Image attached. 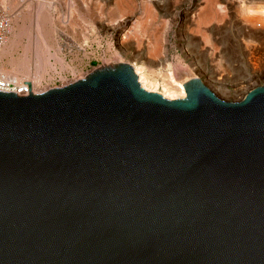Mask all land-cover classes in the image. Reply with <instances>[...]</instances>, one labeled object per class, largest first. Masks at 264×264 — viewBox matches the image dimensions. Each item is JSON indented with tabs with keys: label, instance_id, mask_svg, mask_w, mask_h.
I'll return each instance as SVG.
<instances>
[{
	"label": "water",
	"instance_id": "95a60500",
	"mask_svg": "<svg viewBox=\"0 0 264 264\" xmlns=\"http://www.w3.org/2000/svg\"><path fill=\"white\" fill-rule=\"evenodd\" d=\"M183 92L127 64L0 92V264H264V83Z\"/></svg>",
	"mask_w": 264,
	"mask_h": 264
},
{
	"label": "rangeland",
	"instance_id": "374dc122",
	"mask_svg": "<svg viewBox=\"0 0 264 264\" xmlns=\"http://www.w3.org/2000/svg\"><path fill=\"white\" fill-rule=\"evenodd\" d=\"M211 1L221 22L203 26L193 17L206 13L204 0H0L10 22L0 70L23 80L40 70L39 82L29 84L39 93L128 64L158 93L164 78L183 81L176 74L187 69L186 79L199 78L221 100L238 102L264 83V24L256 23L264 16L253 13L264 0ZM20 61L28 65L22 73L12 66Z\"/></svg>",
	"mask_w": 264,
	"mask_h": 264
},
{
	"label": "bare ground",
	"instance_id": "6f19581e",
	"mask_svg": "<svg viewBox=\"0 0 264 264\" xmlns=\"http://www.w3.org/2000/svg\"><path fill=\"white\" fill-rule=\"evenodd\" d=\"M205 1V3H207V7L205 6L204 7V9L203 10H206V13L202 16V17H200V16H198L199 18H197V21H196V16H197V14H196V16H194L193 14H191V15H193L194 17H193V20L195 21V23H198L199 25H203V26H205V25H207V24H209V23H211V22H213V21H218V22H221V19H218L217 18V15H218V13H217V11L215 12L211 7H212V5L214 6V4H213V2L211 1V0H204ZM219 1V0H218ZM221 1V0H220ZM235 1H237V0H235ZM124 2V1H123ZM241 2V1H240ZM239 2V3H240ZM217 3H219V2H217ZM216 3V4H217ZM234 3V2H233ZM232 3V4H233ZM119 4V3H118ZM197 4V3H196ZM231 4V3H230ZM217 6V5H216ZM219 6V5H218ZM230 7V6H229ZM203 8V7H202ZM201 8V9H202ZM217 8V7H216ZM31 9V8H30ZM37 9V8H36ZM218 9V8H217ZM220 9V8H219ZM3 10H4V8H3ZM199 11L200 10H198V14H199ZM249 11V10H248ZM193 12V11H192ZM201 12H202V10H201ZM218 12H221V9H220V11H218ZM196 13V12H195ZM216 13H217V15H216ZM252 13V12H251ZM253 13H255L256 15H261V16H264V9H261V10H259V11H253ZM188 15H190V14H188ZM221 15H220V13H219V17H220ZM38 18H39V16H38ZM218 20H217V19ZM250 18V17H249ZM253 18V17H252ZM252 18H251V20L250 21H252ZM34 20V19H33ZM189 20H191V19H189ZM192 20V21H193ZM248 20V19H247ZM30 21V20H29ZM35 21V20H34ZM191 21V22H192ZM73 22V21H72ZM249 22V21H248ZM252 22H255V18H253V21ZM252 22H251V24H252ZM135 23V22H134ZM256 23H258L260 26L262 25V24H264V17H262V19H261V17L260 18H258L257 19V22ZM34 24H35V22H34ZM136 24V23H135ZM36 25V24H35ZM38 25H39V23H38ZM218 25H219V23H218ZM253 25V24H252ZM136 26V25H135ZM134 26V27H135ZM256 28V27H255ZM39 30V28H38V26H36V30ZM131 29V28H130ZM214 29V28H213ZM134 32H135V30H133ZM138 31V30H137ZM197 31V30H196ZM198 31H199V29H198ZM39 33V32H38ZM196 33H198V32H196ZM196 33H195V35H196ZM201 33V32H200ZM204 33V32H203ZM203 33H201V35L203 34ZM215 33V32H214ZM135 34V33H134ZM203 36H205L206 37V35H203ZM35 37V36H34ZM42 37V36H41ZM122 37V36H121ZM127 37V36H126ZM126 37H125V39H126ZM201 38V37H200ZM120 39V38H119ZM124 39V38H123ZM122 39V40H123ZM197 41V40H196ZM196 41H194V42H196ZM206 41V40H205ZM37 42H38V40H37ZM41 42V41H40ZM44 42V41H43ZM201 42V41H200ZM34 43V42H33ZM207 43V42H206ZM205 43V44H206ZM39 44V43H38ZM197 44V43H196ZM199 44V43H198ZM208 44V43H207ZM206 44V45H207ZM201 45V44H200ZM38 46V45H37ZM5 47V46H4ZM47 47V46H46ZM37 48V47H36ZM2 49H3V47H2ZM0 50V56H2L3 54H5V51L4 52H2L3 50ZM5 50H6V48H4ZM201 49V48H200ZM215 50V49H214ZM205 51V50H204ZM2 52V53H1ZM7 52H8V50H7ZM41 52V51H40ZM208 52V51H207ZM203 53V52H202ZM38 54V53H37ZM40 54V53H39ZM214 53H212V55H213ZM204 55V54H203ZM42 56V55H41ZM37 57V56H36ZM211 57H214V55L213 56H211ZM49 58V57H48ZM40 59V58H39ZM47 59V58H46ZM44 60V59H43ZM43 60H41V61H43ZM47 61V60H46ZM38 62V61H37ZM43 63V62H42ZM36 64V63H35ZM14 65V67H15V69H18V71H20L21 73L22 72H24V71H26V68L28 67V65L26 64V62L25 61H23V62H18V63H14V64H12V66ZM43 65V64H42ZM128 65V64H127ZM130 66V65H129ZM13 67V68H14ZM40 67H41V65H40ZM131 68H132V71H133V73H134V75L135 76H137V81H138V84L140 85V87L142 88V89H146L147 90V92H149V90H148V88H147V84H149V86H150V84H152L151 82H150V80H149V78H147L146 76H142V74H141V72H140V68H136V67H132V66H130ZM219 67V66H218ZM29 69V68H28ZM27 69V70H28ZM31 70V69H30ZM178 70H181V71H179L177 74H176V78L177 79H180V80H183V81H180V82H177L174 78H171V76L170 77H166V78H164L163 79V82H162V88L161 89H163V92H158V94L159 95H161L164 99H166V100H169V101H172V100H177V99H185V93L183 92V86L185 85V84H187V83H189V82H191V81H193V80H200L201 82H202V84H204V82L201 80V79H199V78H191L190 80L189 79H186V77H188V76H190V70H187V69H185L184 71H182V69H178ZM187 70V71H186ZM1 72H3V73H5V74H8L10 77H12V78H16L19 82H27L28 84H32V83H36V82H39V80H40V70H36L33 74H30L29 76L30 77H28L27 79H21V78H19V77H17V76H14V75H11V74H9V73H7V72H4V71H2V70H0ZM176 71V70H175ZM29 72V71H28ZM189 72V73H188ZM151 73V72H150ZM192 74V73H191ZM219 76H221L220 74H219ZM148 82V83H147ZM154 85L156 86V83H154ZM154 85H152V86H154ZM205 85V84H204ZM208 89H210L207 85H205ZM149 89H151V87L149 88ZM145 90V91H146ZM211 90V89H210ZM180 91V92H179ZM212 91V90H211ZM213 92V91H212ZM30 93H32V92H30ZM151 93H156V92H151ZM214 93V92H213ZM215 94V93H214ZM247 94V93H246ZM245 94V95H246ZM216 95V94H215ZM217 96V95H216ZM184 97V98H183ZM218 97V96H217ZM219 98V97H218ZM243 99V98H242ZM241 99V100H242Z\"/></svg>",
	"mask_w": 264,
	"mask_h": 264
},
{
	"label": "built area",
	"instance_id": "2783aa9c",
	"mask_svg": "<svg viewBox=\"0 0 264 264\" xmlns=\"http://www.w3.org/2000/svg\"><path fill=\"white\" fill-rule=\"evenodd\" d=\"M9 24L7 15L0 10V50L9 36ZM30 90V85L27 82H19L16 78L0 71L1 93H15L18 97H26L31 92Z\"/></svg>",
	"mask_w": 264,
	"mask_h": 264
}]
</instances>
